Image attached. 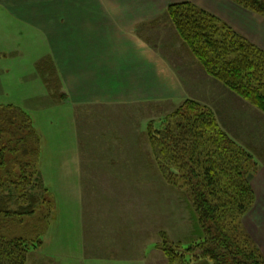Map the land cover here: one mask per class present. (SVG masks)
I'll return each instance as SVG.
<instances>
[{
  "label": "rangeland",
  "instance_id": "1",
  "mask_svg": "<svg viewBox=\"0 0 264 264\" xmlns=\"http://www.w3.org/2000/svg\"><path fill=\"white\" fill-rule=\"evenodd\" d=\"M118 1L0 2V108L14 106L32 116L40 138L38 159L18 145L7 157V170L0 168V193L20 197L19 204L25 192L32 191L41 200L37 213L12 226L9 234L43 242L28 254L26 264H214L198 257L197 246L206 235L191 187L183 176L161 170L148 137L151 124L155 129L165 128L167 118L186 101L211 107L180 98L160 105L144 100L133 106L119 102L116 111L113 107V98L127 95L130 86L129 75L122 79L113 69V51L121 55L129 52L127 48L138 51L128 37L154 45L161 42L169 67L195 60L204 70L168 14L170 5L187 0ZM208 1L190 0L264 51L213 11L209 4L217 6V2ZM230 11L232 16L236 10ZM116 41L122 45L116 46ZM94 55H100L97 61ZM121 60V68L128 67L136 84L143 85L142 68L130 66H138V61ZM93 95L95 99L86 98ZM222 130L251 157L243 169L248 171L255 197L249 211L229 226L237 227L242 244L264 257L261 165L249 149ZM76 154L84 168L82 202L77 191L67 192L71 182L76 187L79 182L77 174L70 179L67 173L68 158ZM18 161L36 162L40 180L35 175V182L31 169L18 166ZM94 165L93 173L100 179L93 183L86 168ZM22 177L31 183L28 187L15 185ZM166 249L178 257H169Z\"/></svg>",
  "mask_w": 264,
  "mask_h": 264
},
{
  "label": "trees",
  "instance_id": "2",
  "mask_svg": "<svg viewBox=\"0 0 264 264\" xmlns=\"http://www.w3.org/2000/svg\"><path fill=\"white\" fill-rule=\"evenodd\" d=\"M231 1L264 17V0ZM168 14L205 72L264 111V51L190 0L170 5ZM4 108H0V168L7 170V157L18 150V145L25 154L38 159L40 138L28 114L14 106ZM148 137L161 170L173 177L183 176L191 187L206 235L197 246L201 253L198 257L214 264H264L263 255L242 244L237 227L229 226L235 217L246 214L255 200L248 171L243 169L245 160L251 157L222 130L214 111L186 101L167 118L165 128L155 129L151 124ZM17 165L29 167L31 177L37 175L40 180L36 162L18 161ZM20 180L15 184L18 187L31 184L29 180L25 183L26 178ZM23 197L19 204L20 197L0 193V264H26L28 254L43 245L40 238L35 241L9 234L12 226L37 213L41 200L32 191ZM13 204H18L17 209ZM165 252L174 258L175 254L167 249Z\"/></svg>",
  "mask_w": 264,
  "mask_h": 264
},
{
  "label": "crops",
  "instance_id": "3",
  "mask_svg": "<svg viewBox=\"0 0 264 264\" xmlns=\"http://www.w3.org/2000/svg\"><path fill=\"white\" fill-rule=\"evenodd\" d=\"M33 1L42 3L45 0H0L1 3ZM209 1L214 3L217 2V6L209 4L214 7L213 11L215 13H219V16L227 19L226 21L231 23L237 31L250 40L252 39L256 45L264 50L263 17L238 7L231 6L227 0ZM118 2L126 1L119 0ZM208 8L210 7L208 6ZM226 8L230 9L225 10ZM231 9L236 10L235 12H232L234 13L232 16L229 15ZM128 38L130 39V45L138 48V51L127 48L129 52H124V55H121L119 52L114 53L113 51V69L117 70L120 74L119 76L125 77L122 79H126V76L129 75V79L126 82L130 83V86L127 87L129 89L127 95L121 98H113V107L116 108L115 111L118 110L119 102H125L123 105L127 106H133L136 102L141 100L142 102L144 100L152 104L160 105L168 99L177 100L178 98L181 100L195 99L199 102H204L205 105L210 106L214 111L221 127L226 130L235 141L244 145L256 156L259 165H261L258 178L262 179L260 180V183H263L264 186V114L257 108H253V106L251 107L247 101L243 100L221 83L207 75V73L198 66L195 60L190 62L187 61L185 64L181 63L182 65L180 67H177V65L169 67L166 62V52L163 51L166 47L159 44L161 42H157V44L154 45L149 43V40V42L144 43L137 40L138 38L134 39L133 36ZM117 45H122V43L116 41V46ZM173 49H175V47ZM161 50L162 55L160 54ZM173 51H175L176 55V50ZM98 57H100V55H94L96 61ZM125 58L138 61V66H135V64L130 66L132 70L140 69L139 67L142 68L144 72L141 73L143 76V85L138 86L136 84L138 81L131 76L128 67L123 64L124 69L121 68V63L123 62L121 59ZM39 65L40 63L37 64V68H39ZM181 70H184L187 75H184ZM150 82H152V84H149ZM86 98L95 99L96 96H86ZM89 163L95 164L92 161ZM68 164L70 171L67 173L69 174V178L76 179L75 174H77L79 182H77V187L71 182L67 192L74 194L75 191H77L80 195L79 201H81V197L84 195L86 189H84L85 186L83 184L84 168L82 166L81 157H79L78 154L72 158L69 157ZM115 164L116 163L114 162L113 165ZM94 169H96L95 165L86 168V170H88L86 171V175L88 176V179L93 181V183L97 178L100 179V175H95L93 173ZM113 172H115V170H113Z\"/></svg>",
  "mask_w": 264,
  "mask_h": 264
},
{
  "label": "bare ground",
  "instance_id": "4",
  "mask_svg": "<svg viewBox=\"0 0 264 264\" xmlns=\"http://www.w3.org/2000/svg\"><path fill=\"white\" fill-rule=\"evenodd\" d=\"M106 158H107V157H106ZM106 158H105V159H106ZM98 162H99V161H98ZM101 167H102V166H101ZM110 169H111V168H110Z\"/></svg>",
  "mask_w": 264,
  "mask_h": 264
}]
</instances>
